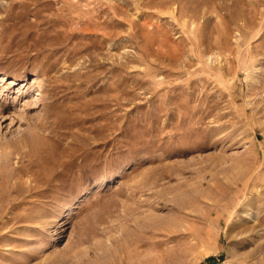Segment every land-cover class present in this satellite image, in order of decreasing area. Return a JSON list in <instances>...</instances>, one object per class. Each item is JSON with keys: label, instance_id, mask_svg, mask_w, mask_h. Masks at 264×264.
<instances>
[{"label": "rangeland", "instance_id": "rangeland-1", "mask_svg": "<svg viewBox=\"0 0 264 264\" xmlns=\"http://www.w3.org/2000/svg\"><path fill=\"white\" fill-rule=\"evenodd\" d=\"M0 264H264V0H0Z\"/></svg>", "mask_w": 264, "mask_h": 264}]
</instances>
